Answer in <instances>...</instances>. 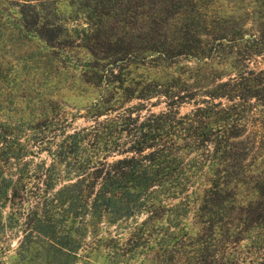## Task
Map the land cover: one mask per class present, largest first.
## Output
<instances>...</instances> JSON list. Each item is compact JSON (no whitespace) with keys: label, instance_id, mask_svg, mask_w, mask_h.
Returning a JSON list of instances; mask_svg holds the SVG:
<instances>
[{"label":"trees","instance_id":"1","mask_svg":"<svg viewBox=\"0 0 264 264\" xmlns=\"http://www.w3.org/2000/svg\"><path fill=\"white\" fill-rule=\"evenodd\" d=\"M62 1L15 0L18 24L95 95L0 115V238L77 264L125 222L154 264H264V0Z\"/></svg>","mask_w":264,"mask_h":264},{"label":"rangeland","instance_id":"2","mask_svg":"<svg viewBox=\"0 0 264 264\" xmlns=\"http://www.w3.org/2000/svg\"><path fill=\"white\" fill-rule=\"evenodd\" d=\"M0 1V115L37 118L47 112L51 114L52 109L70 116L89 103L95 90L79 78L80 54L71 52L55 57V50L33 37L31 22L19 26L15 0ZM63 4L66 0L60 6ZM65 8L70 7L65 5ZM186 109L182 106L180 111ZM76 123L81 124V120L77 119ZM41 157L46 158L44 154ZM126 225L125 222L108 227L100 225L96 236L86 237L77 264H154L151 256L143 253V247H134V242L116 241ZM106 237L112 238L106 240ZM30 247L23 253L14 237L9 241L0 238V264H44L38 246Z\"/></svg>","mask_w":264,"mask_h":264}]
</instances>
